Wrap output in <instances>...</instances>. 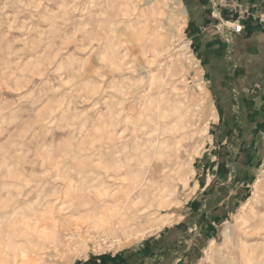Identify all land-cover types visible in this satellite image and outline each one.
Returning a JSON list of instances; mask_svg holds the SVG:
<instances>
[{
	"label": "rangeland",
	"instance_id": "1",
	"mask_svg": "<svg viewBox=\"0 0 264 264\" xmlns=\"http://www.w3.org/2000/svg\"><path fill=\"white\" fill-rule=\"evenodd\" d=\"M193 18L185 0H0V256L52 227L85 240L18 264H264V37L212 43L220 19ZM174 105L194 111L184 132L208 127L187 183L157 163L183 145ZM83 196L142 221L100 228Z\"/></svg>",
	"mask_w": 264,
	"mask_h": 264
},
{
	"label": "bare ground",
	"instance_id": "2",
	"mask_svg": "<svg viewBox=\"0 0 264 264\" xmlns=\"http://www.w3.org/2000/svg\"><path fill=\"white\" fill-rule=\"evenodd\" d=\"M176 2V1H175ZM156 12L160 13L162 12L160 10V7L157 8ZM185 12V11H184ZM160 15V14H159ZM190 56V55H189ZM207 101H208V98H207ZM203 103H205L203 101ZM177 105V104H176ZM202 106V105H201ZM207 107V108H206ZM193 108V107H192ZM190 109V108H189ZM207 109H210L211 111H214V113H216V110L214 109V104H213V101H210L209 100V104L207 106L204 105V108L203 110H201V115H200V119H201V122H203V119H204V116H205V113L206 111L208 112ZM188 111V110H187ZM187 111H182V109H179L177 108V106H173V109L171 110V112L173 113V116H175V119H176V123L175 125L173 126L172 128V135H175L176 132L178 131H181L183 130L182 134H180L182 136L181 138V143L183 144L181 148H176L175 146V149L173 151H171L170 153L165 151V147L167 146H170V141L167 140L163 143V150L160 151L159 153L157 152L158 154V157H157V163H166L165 166L166 168L169 169L168 172H170L171 174L168 175L165 171V173L167 174L166 177H165V183H169L172 182V181H175V180H180V181H183L185 183H187V179H188V174H189V171H188V168L187 164H185V160H184V156L185 154L188 152L189 154L193 155L194 157L196 155H198V152H199V149L201 148L200 146L203 145L204 143V136L205 134L207 133V124L204 125V127H201L199 128L198 132H196L195 134H190V132H184V131H187L185 129H188L190 127H193V124H192V119H191V115L189 114L191 111H188L187 114H185ZM197 111V110H196ZM210 111V112H211ZM194 112V111H192ZM189 114V115H188ZM197 116V115H196ZM202 117V118H201ZM216 117V115H215ZM194 121V120H193ZM170 124V123H169ZM169 124H168V129L167 128V125H166V128L164 130H169ZM197 124V123H196ZM133 127H136L135 124L133 125ZM161 131V129H160ZM158 134V133H157ZM160 135V134H159ZM167 135V134H166ZM178 135V134H177ZM186 136V137H184ZM180 137V136H179ZM184 137V138H183ZM158 138V137H157ZM156 139V138H155ZM178 139V138H177ZM157 141V140H156ZM155 141V143H156ZM179 141V140H178ZM176 143L175 140L173 139V142L171 144H174ZM165 145V146H164ZM178 145V144H177ZM127 146V145H126ZM156 147V146H155ZM192 157V159L194 158ZM170 158V159H168ZM150 159V158H149ZM115 160V159H114ZM169 160V163H167L166 161ZM117 162V161H116ZM120 162V161H119ZM110 163V162H109ZM146 162L144 161L143 164H145ZM159 165V164H158ZM121 166H122V163H121ZM121 166L117 165V164H107L106 166V169L107 170H111V171H114L116 174H118V170L121 168ZM188 167H189V163H188ZM164 168V167H163ZM122 169V168H121ZM167 169V170H168ZM131 170V169H130ZM148 170V169H147ZM166 170V171H167ZM136 171V170H135ZM158 171V170H157ZM161 172H162V168H161ZM163 172V173H164ZM158 173V172H157ZM174 173V174H172ZM145 176V175H144ZM158 176V175H157ZM162 176V175H161ZM160 177V176H159ZM150 178V177H149ZM158 178V177H157ZM152 179V178H151ZM161 179V177H160ZM149 181V180H148ZM260 181H258V183H256V186L255 187H260L258 184H259ZM101 185V184H99ZM171 186V185H170ZM173 186V185H172ZM171 186V187H172ZM175 187V186H173ZM172 187V188H173ZM104 188V187H102ZM101 189V188H100ZM106 189V188H105ZM163 189V188H162ZM161 189V190H162ZM152 190H156V189H152ZM171 191V190H170ZM104 192V191H103ZM111 194H105L104 196H109L111 197L112 195V192H110ZM149 194V190H144L140 192L139 196L141 195H146L147 198L149 199L148 202H152V199L148 196ZM150 195V194H149ZM155 195V194H154ZM158 196V194H156ZM101 196V195H100ZM155 196V197H157ZM120 198H118V201ZM161 199H164L161 198ZM157 200V198H156ZM122 201V200H121ZM164 201V200H163ZM79 202L81 205V207H86L87 209H89L88 206L86 205H101L102 209L104 210L103 213H98L97 216H100L101 219L100 221H96V225H98V227H102L100 226L101 222L102 224L108 228L109 225L112 223H109V221H107V218H111L115 215V213H117L118 211H120V209L123 207L121 206L120 209H118V204H113V202L110 203V201H106V200H99V201H96V200H92L90 197H81L79 199ZM108 202V203H106ZM124 202V201H123ZM126 202V201H125ZM124 202V203H125ZM158 202H162V201H158ZM160 204V203H159ZM7 206V205H6ZM103 207H107V209L105 210ZM91 209V208H90ZM96 209V208H95ZM122 212L120 214V220L118 222H115V224L118 225L119 228H122V229H131L133 228V226H135V223L139 222L141 220V218L139 216L141 215H136V214H132L130 215V212L126 209L124 212L123 211H120ZM134 215V216H133ZM108 216L107 218H104L103 217H106ZM117 216V215H116ZM44 219V218H43ZM113 219V218H112ZM41 220V219H39ZM142 221V220H141ZM9 223V222H8ZM19 223V222H18ZM17 223V224H18ZM27 223V222H25ZM24 223V224H25ZM164 223V222H163ZM23 224V223H22ZM34 224V223H33ZM101 224V225H102ZM162 224V223H161ZM16 226V225H15ZM111 226V225H110ZM17 227V226H16ZM70 227V226H69ZM76 228V227H75ZM97 228V227H96ZM49 230L48 231H44V239L45 241L44 242H34V241H30V246L27 247V249H22L21 246H18V245H15V246H12V247H9L7 246L6 249L1 252L2 255L0 256V264H18V259H20V255H21V259H25L29 256H31L33 259H36V257H38L41 254H54V253H64L66 251V249L70 248V244L72 242V238H80L81 241L85 240V238L83 237V232L81 233L80 231H78L77 234H73L74 232V229L72 230H68L69 232H67V228H60V229H52V227L48 228ZM81 229V228H80ZM9 230V229H8ZM17 230V229H16ZM79 230V229H78ZM82 230V229H81ZM77 231V230H76ZM91 236V235H90ZM20 238V237H18ZM29 239V238H28ZM72 239V240H71ZM82 241V242H83ZM32 245V246H31ZM30 247V248H29ZM72 248V247H71ZM1 251V250H0ZM44 251V252H42ZM40 252V253H39ZM57 255V254H56ZM55 256V255H54ZM46 260V259H45ZM26 263V262H25ZM70 264H72L73 262L69 261ZM27 264V263H26Z\"/></svg>",
	"mask_w": 264,
	"mask_h": 264
},
{
	"label": "crops",
	"instance_id": "3",
	"mask_svg": "<svg viewBox=\"0 0 264 264\" xmlns=\"http://www.w3.org/2000/svg\"><path fill=\"white\" fill-rule=\"evenodd\" d=\"M239 1H241L244 5H247L250 8V10H252L253 13H255L256 17L258 16L257 18L250 17L244 20L246 29L241 35L244 36L246 39L252 38L254 36L264 37V21L261 18H259L260 15L264 16V0H239ZM185 2L187 4L189 12L194 17L192 19L193 20L192 24L198 23L199 29H201L204 24H206L209 28H211L213 25L215 26L214 20H216V18H219L218 14H220V16H225L227 19L233 17L225 10H223L222 13L221 11L218 10L214 12L210 0H185ZM186 15H187V10H186ZM189 20H191V17H189ZM216 33H218L219 35H215L214 32H211L209 34L210 36H213L210 37L209 39V41H212V43L222 41L225 38L228 39L230 36L225 33H220V32H216ZM262 55L263 54H261V56ZM257 90L258 89H255V91ZM259 92L260 93L262 92L260 88L259 91H257V95H253L254 106H253V111L251 112H252V116L255 115L253 119L258 118L260 120L259 125H262V123L264 124L263 122L264 118H261L259 116L260 113L264 110V96L258 94ZM263 94H264V89H263Z\"/></svg>",
	"mask_w": 264,
	"mask_h": 264
},
{
	"label": "built area",
	"instance_id": "4",
	"mask_svg": "<svg viewBox=\"0 0 264 264\" xmlns=\"http://www.w3.org/2000/svg\"><path fill=\"white\" fill-rule=\"evenodd\" d=\"M214 12L216 10H220L221 13L223 10L227 11L233 17L236 15V19L226 18L225 16L219 17L220 21L223 23L222 25H217L219 32H227L232 34L241 35L245 29L246 25L244 20L250 17H256L255 13L247 5H244L239 0H210ZM213 12V14H214ZM223 18V19H222ZM264 21V16L260 15ZM221 27V28H220Z\"/></svg>",
	"mask_w": 264,
	"mask_h": 264
},
{
	"label": "clouds",
	"instance_id": "5",
	"mask_svg": "<svg viewBox=\"0 0 264 264\" xmlns=\"http://www.w3.org/2000/svg\"><path fill=\"white\" fill-rule=\"evenodd\" d=\"M86 206H90V205H86Z\"/></svg>",
	"mask_w": 264,
	"mask_h": 264
}]
</instances>
